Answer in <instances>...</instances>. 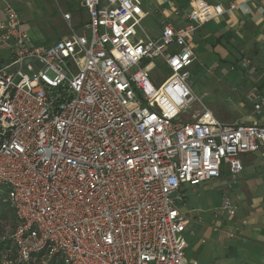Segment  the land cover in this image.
Wrapping results in <instances>:
<instances>
[{"label": "built area", "instance_id": "obj_1", "mask_svg": "<svg viewBox=\"0 0 264 264\" xmlns=\"http://www.w3.org/2000/svg\"><path fill=\"white\" fill-rule=\"evenodd\" d=\"M238 4L191 0L152 37L142 0H81L80 31L66 13L68 34L48 45L4 6L0 189L19 220L15 263L45 250L65 264H198L183 187L234 179L243 154L264 151V123L221 121L190 83L196 33ZM247 98L264 114L261 89ZM220 209L237 212L229 196Z\"/></svg>", "mask_w": 264, "mask_h": 264}, {"label": "crops", "instance_id": "obj_2", "mask_svg": "<svg viewBox=\"0 0 264 264\" xmlns=\"http://www.w3.org/2000/svg\"><path fill=\"white\" fill-rule=\"evenodd\" d=\"M55 1L66 25L64 14L70 13L73 25L80 31L88 18L81 0ZM149 1L160 13L161 18L158 19L161 27V21L165 17L181 22L180 16L182 19L185 17L191 0ZM206 1L228 5L234 0ZM235 1L239 2L235 10L206 23L196 33L195 62L200 59L205 61L206 63L201 64L209 72L227 64L231 70L232 67H235L234 70L243 69L247 75L245 97L248 99V92L253 88L264 92V0ZM1 4L0 15L5 6ZM175 8L180 9V16L173 13ZM51 14L56 16V11L53 10ZM241 59L250 60L246 68L239 65ZM239 108V117L233 118V122L264 123V114L257 113L250 101L241 100ZM211 110L213 113L217 111ZM241 161L243 169L236 178L226 180L224 176L229 171L224 170L222 178L212 180L214 186L223 188L216 203L210 200L205 206L197 203L184 209L181 205L192 220L187 234L197 237L201 243V250L195 259L192 258L198 264H264V151L243 154ZM182 191L185 202L188 197L185 186ZM193 192L199 193V189L194 188ZM225 196H229L237 206V212L233 216L220 209Z\"/></svg>", "mask_w": 264, "mask_h": 264}, {"label": "rangeland", "instance_id": "obj_3", "mask_svg": "<svg viewBox=\"0 0 264 264\" xmlns=\"http://www.w3.org/2000/svg\"><path fill=\"white\" fill-rule=\"evenodd\" d=\"M142 1L144 10L148 11L149 14L143 19L141 27L150 36L158 37L161 34V27L159 26V19L161 18L160 13L156 11L155 5L151 4L149 0ZM1 3L5 6L6 4H11L17 7L26 25L30 27L31 34L37 38L39 43L41 42L44 45H48L68 34V27L63 19L62 13L57 10L58 7L55 0H6L3 2L0 0V4ZM53 10L56 11V16L55 14H51ZM76 18L80 19L78 16ZM141 36L145 38L143 34H141ZM202 62L206 63L200 59L199 62H195L191 66L190 83L193 91L197 95L203 96V100L208 107L217 110L214 114L221 121L234 123L232 119L239 117L237 115L240 109V101L244 100L249 102L245 97L246 73L241 68L231 70L228 64L224 65L222 68L213 70V72H209L207 67H203L201 64ZM159 66L161 70H158L159 73L157 72V81L169 73V70L163 64ZM196 106L197 105H195V107ZM230 175L231 174L226 173L224 176L226 180L230 181ZM205 186H207V188H205ZM185 187L188 197H186L185 202L182 204L183 209L186 207L190 208L197 203H199L200 206H205L210 200L216 203L223 189L219 186H214L212 180L196 186L186 184ZM194 188L199 189V193H194ZM4 191L5 190L0 189V197L2 198L4 206L6 208H13L9 202L4 200ZM14 229L15 226H13L11 219L0 218V238H9L14 232ZM186 239L189 244L186 248V257L188 259H195L196 255L201 250V243L198 242L197 237L190 234H186ZM13 255L14 253L9 250L2 255L1 259L7 261ZM48 261V257L43 258L44 263Z\"/></svg>", "mask_w": 264, "mask_h": 264}, {"label": "trees", "instance_id": "obj_4", "mask_svg": "<svg viewBox=\"0 0 264 264\" xmlns=\"http://www.w3.org/2000/svg\"><path fill=\"white\" fill-rule=\"evenodd\" d=\"M0 218L11 219V222L13 223V226H15V229L19 224V220L17 218L14 209L6 208L3 204L1 197H0ZM9 250H11L14 253V255L11 256L7 261L2 260L1 259L2 255L4 253H7ZM17 256H18L17 246L8 237L0 238V264H22V263H15ZM44 257H48L47 252L45 250L35 254L32 260L28 264H65L63 259L59 255L49 258V261L47 263L43 262Z\"/></svg>", "mask_w": 264, "mask_h": 264}]
</instances>
